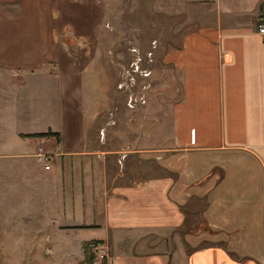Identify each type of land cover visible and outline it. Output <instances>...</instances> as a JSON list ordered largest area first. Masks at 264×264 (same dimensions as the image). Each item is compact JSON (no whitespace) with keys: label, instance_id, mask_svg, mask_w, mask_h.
Masks as SVG:
<instances>
[{"label":"crops","instance_id":"obj_1","mask_svg":"<svg viewBox=\"0 0 264 264\" xmlns=\"http://www.w3.org/2000/svg\"><path fill=\"white\" fill-rule=\"evenodd\" d=\"M181 2L191 27L164 55L182 84L170 134L140 146L141 134L121 150L86 142L83 82L96 46L73 54L59 38L100 29L101 1L0 0V68L57 80V119L23 129L56 132L27 137H43L55 161L14 170L34 188L29 204L47 206L24 228L51 243L38 264H90L89 239L106 240L107 264H264V0ZM87 5L98 13L92 33L65 13L83 18ZM4 154L34 160L33 151ZM19 197L27 203L22 189Z\"/></svg>","mask_w":264,"mask_h":264},{"label":"rangeland","instance_id":"obj_2","mask_svg":"<svg viewBox=\"0 0 264 264\" xmlns=\"http://www.w3.org/2000/svg\"><path fill=\"white\" fill-rule=\"evenodd\" d=\"M100 1L103 8L100 29L93 30L88 38L71 33L59 37L73 54L80 44H87V49L96 46V57L83 82L88 148L124 150L128 145L133 147L141 134L147 137L140 146L158 144L170 134L172 104L180 97V73L165 61L164 55L179 45L181 36L191 27L186 23L184 3L181 0ZM65 13L81 30L90 33L98 20V13L88 5L83 18H74L70 8ZM56 81L42 73L15 74L0 68V175L4 179L0 182V264H38L40 254L51 256L45 253L46 246L51 244L47 235L36 236L24 229L34 222V214L29 212L37 208L40 220L47 206L42 202L29 204L34 188L27 182L17 184L14 170L31 163L46 169L37 159L39 147L51 164L55 161L54 154L43 147V137L27 138L30 135L23 133H29L24 130L30 128L45 130V124L33 122L42 121L39 119L42 116L49 114L51 120L57 119L60 107L54 97ZM24 151H33L32 162L26 159L30 157L4 154ZM20 189L27 203H19ZM47 191L44 187L39 194L45 196ZM85 259L83 262L88 263Z\"/></svg>","mask_w":264,"mask_h":264},{"label":"built area","instance_id":"obj_3","mask_svg":"<svg viewBox=\"0 0 264 264\" xmlns=\"http://www.w3.org/2000/svg\"><path fill=\"white\" fill-rule=\"evenodd\" d=\"M257 32L264 36V10L257 23ZM37 159L42 162L46 169L51 167L49 158L43 151L42 147H39L37 152ZM86 247L91 254V264H105L108 260V245L102 240H88L86 242Z\"/></svg>","mask_w":264,"mask_h":264},{"label":"trees","instance_id":"obj_4","mask_svg":"<svg viewBox=\"0 0 264 264\" xmlns=\"http://www.w3.org/2000/svg\"><path fill=\"white\" fill-rule=\"evenodd\" d=\"M263 7H264V2H261V4H260V9L263 10ZM53 133H56V132H54V131H52V130H48V131H38V132L23 133V135H30V136H43V135H48V134H53ZM91 259H92V258H91V255H90V253H89L88 250H87L85 261H86V262H90Z\"/></svg>","mask_w":264,"mask_h":264}]
</instances>
